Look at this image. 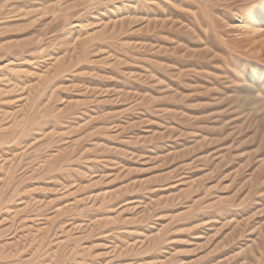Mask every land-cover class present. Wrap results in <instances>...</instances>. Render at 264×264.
Instances as JSON below:
<instances>
[{"label": "rangeland", "instance_id": "rangeland-1", "mask_svg": "<svg viewBox=\"0 0 264 264\" xmlns=\"http://www.w3.org/2000/svg\"><path fill=\"white\" fill-rule=\"evenodd\" d=\"M0 264H264V0H0Z\"/></svg>", "mask_w": 264, "mask_h": 264}]
</instances>
